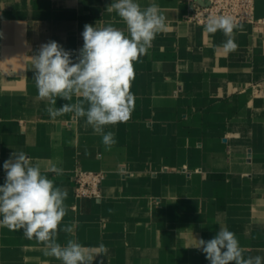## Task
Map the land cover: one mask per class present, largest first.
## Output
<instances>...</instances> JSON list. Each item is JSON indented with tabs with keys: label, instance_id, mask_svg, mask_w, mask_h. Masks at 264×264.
Here are the masks:
<instances>
[{
	"label": "crops",
	"instance_id": "obj_1",
	"mask_svg": "<svg viewBox=\"0 0 264 264\" xmlns=\"http://www.w3.org/2000/svg\"><path fill=\"white\" fill-rule=\"evenodd\" d=\"M114 0H0V186L3 163L23 151L68 192L57 242L103 243L93 264H210L199 239L221 226L245 258L264 257V0L252 22L237 23L235 51L222 31L187 21L188 0L155 3L166 18L147 54L134 62L130 119L109 125L106 150L86 117L51 118L38 99L33 58L56 41L77 61L85 24L128 35ZM72 101L57 98L56 108ZM87 107V104H85ZM64 169L63 175L49 171ZM102 171L100 197L74 195V171ZM111 210V211H109ZM0 264H62L23 230L0 227Z\"/></svg>",
	"mask_w": 264,
	"mask_h": 264
},
{
	"label": "clouds",
	"instance_id": "obj_2",
	"mask_svg": "<svg viewBox=\"0 0 264 264\" xmlns=\"http://www.w3.org/2000/svg\"><path fill=\"white\" fill-rule=\"evenodd\" d=\"M107 11L119 15L128 35L112 25L85 24L84 43L76 62L69 51L50 41L34 56L33 67L38 99L49 102L46 108L49 116L54 119L74 113L86 117V126H91L102 137L106 150H110L117 141L115 133L105 132V127L130 119L135 102L130 91L135 79L134 62L147 54L156 35L166 30V18L157 4L141 9L135 0H114ZM237 27L232 17L223 15L209 16L205 24L208 33L222 31L227 37L222 45L225 53L237 48L234 38ZM74 96L81 99L55 107L57 98L70 102ZM3 169L6 177L0 186V227L23 230L27 239L44 245L45 255L55 257L62 264H93L97 256H107L109 249L103 243L89 248L72 239L66 245L57 242L59 231L73 232L71 225L60 228L67 214L68 192L42 173L39 162L33 163L23 151H14L4 161ZM48 170L56 175L64 174L60 167L52 166ZM197 241L195 247L203 251L210 264H264L261 256L245 258L235 233L226 227L221 226L208 241Z\"/></svg>",
	"mask_w": 264,
	"mask_h": 264
},
{
	"label": "built area",
	"instance_id": "obj_3",
	"mask_svg": "<svg viewBox=\"0 0 264 264\" xmlns=\"http://www.w3.org/2000/svg\"><path fill=\"white\" fill-rule=\"evenodd\" d=\"M255 0H188L187 21L205 26L209 16H230L236 23L252 22ZM102 171H74V195L76 197H100Z\"/></svg>",
	"mask_w": 264,
	"mask_h": 264
}]
</instances>
